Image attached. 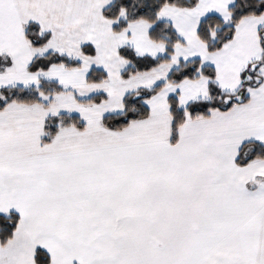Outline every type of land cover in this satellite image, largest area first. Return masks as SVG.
<instances>
[{
  "label": "snow or ice",
  "instance_id": "obj_1",
  "mask_svg": "<svg viewBox=\"0 0 264 264\" xmlns=\"http://www.w3.org/2000/svg\"><path fill=\"white\" fill-rule=\"evenodd\" d=\"M0 264H264V0H0Z\"/></svg>",
  "mask_w": 264,
  "mask_h": 264
}]
</instances>
